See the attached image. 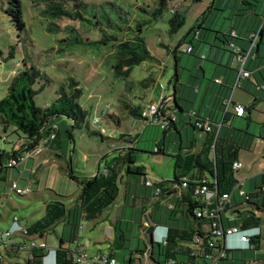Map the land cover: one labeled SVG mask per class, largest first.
<instances>
[{
  "label": "rangeland",
  "instance_id": "rangeland-1",
  "mask_svg": "<svg viewBox=\"0 0 264 264\" xmlns=\"http://www.w3.org/2000/svg\"><path fill=\"white\" fill-rule=\"evenodd\" d=\"M20 1L25 23L21 31L3 11L8 0H0V99L6 95L14 72L23 69L25 63L43 76L33 86L37 90L34 101L39 107L49 106L57 96V89L66 84L69 78L78 81L81 89L78 102L88 111L90 126L73 130L72 139H69L66 129L70 123L59 122L62 148L42 147L38 154L16 168L3 172L6 181H0V239L5 243H30L31 240L20 233L10 237L4 235L14 215L31 224L45 215L46 203L49 201L61 200L67 207L75 205L79 189L66 175L67 163H70L77 176L88 177L94 174V168L90 174H85L84 170L89 171V166L98 159H103L99 167L102 171L105 161H109L118 150L132 148L135 164L143 167L147 178L172 180L175 169L173 155L179 151V134L171 129L173 136L167 132L165 141H162V128L153 124H146V128L145 122L140 117H134L129 109L138 106L143 108L147 103L157 101L160 94L170 98L173 90L171 81L176 71L181 81H184L189 69L198 72L203 63L206 73L211 75L209 64L213 62L218 47L223 46L220 40L223 34L233 29L246 32L252 29L254 22L260 24L264 17V0L256 3L248 0L255 6L245 15H241L245 7L241 5V0H79L80 15L76 18H57L45 13L46 3L42 0ZM176 3H179L176 12L182 20L180 26L172 31L170 20L174 16L172 10ZM159 8L160 13H156ZM195 31H199L198 38L194 36ZM134 36L144 40L151 58L134 65L128 76H117L111 67L115 44ZM191 44L194 51L189 54L185 51ZM10 51H13L12 57ZM225 52L228 50L225 49ZM203 55L207 57L204 59ZM172 104L170 98L168 105ZM107 112L110 115L106 116ZM96 117L98 123L95 124ZM243 122L245 128L247 121L243 119ZM233 127L238 126L234 124ZM100 128L104 129L102 135ZM10 131L4 132L0 126V150L10 152L17 141L16 135ZM194 133L198 141L200 133ZM121 135H125L124 140ZM162 145L164 152H156ZM74 149L87 154L88 161L83 164L76 153L73 155ZM255 157L261 161L263 159L253 153L245 155L250 164ZM258 167L259 164L253 165L256 171H260ZM247 172L239 170L236 173L237 179H241L243 174L247 175ZM9 181H16L22 188L30 187L31 191L25 195H16L9 188ZM132 183L133 189L144 188L141 178ZM122 197L123 186L120 184L119 199L114 204L116 208L105 209L102 219L82 220L77 227V237L87 255L109 253L113 239L109 242L108 237H112L110 232L113 230L105 218L116 217L117 212H120L118 207ZM242 198L244 202L243 195ZM123 212L121 227L128 225L130 230L124 233L125 246L114 252L116 261L128 264L131 254L133 260L130 264H153L144 255L130 253V250L143 248L146 243L145 233L139 229V209L128 207ZM222 215L227 218L233 216V213L227 209ZM259 217L262 228L260 249L236 251L233 258L229 255L227 260L221 262L258 264L264 257V210L259 212ZM126 221L132 223L125 224ZM146 225V231L151 232L153 226L150 223ZM68 234L69 226L61 222L36 240L45 242L49 254H52L59 237L63 235L67 239ZM232 238L235 236L228 237V244ZM0 252L3 256L0 264L15 261L23 263L24 255L21 252L12 250L7 253L3 246Z\"/></svg>",
  "mask_w": 264,
  "mask_h": 264
},
{
  "label": "trees",
  "instance_id": "trees-1",
  "mask_svg": "<svg viewBox=\"0 0 264 264\" xmlns=\"http://www.w3.org/2000/svg\"><path fill=\"white\" fill-rule=\"evenodd\" d=\"M42 1L46 3L44 12L53 17L61 18L69 16L76 18L80 15L79 0ZM69 1L71 3L67 4ZM252 1L256 3L258 0ZM241 5L245 6L242 9L244 13L241 15L252 11L255 6V4L248 0H241ZM3 11L19 31L25 28L20 0H8V5ZM156 13H160V8L156 10ZM173 14L174 16L170 20L172 31L180 26L182 20L176 11ZM257 31L258 38L256 46L258 47L251 50L248 58L250 57L251 60L258 59L264 62V55L260 54V47H264V17L257 28L250 33L248 32V35ZM231 32L235 33L234 30H231L228 34H223V37L220 38L223 46L218 47L219 50L222 49V51H225L227 49L230 51L229 45L230 43L234 44L232 40L236 38V35L233 36ZM198 35L199 31H195L194 36L198 38ZM216 38H219V36H216ZM247 38L250 43L251 39L249 37ZM188 47H190V50L185 52L192 54L194 51L192 44ZM230 52L235 54L234 51ZM9 55L12 57L13 51H10ZM203 57L205 59L206 55H203ZM149 58H151V55L144 40L140 36H134L115 44L114 62L111 67L117 76H128L134 65L140 64ZM175 59H177L176 53ZM175 68H177V65ZM250 72L253 75V71L251 70ZM42 77V74L38 70L32 66L27 67L24 63L23 69L14 72L13 78L7 87L6 95L0 99V126L4 132L11 130L10 132L15 134L17 138L10 152L0 150V181H6L3 172L11 168H16L17 165L29 159L31 156L23 161L19 160L26 153H32L37 146L49 147L51 149L62 148L63 144L59 140L61 136L59 122L65 123V121H68L70 123V126L66 129L69 139H72L73 130L82 127L89 128L90 126L88 111L81 107L78 102L81 96V89L78 81L74 78H69L66 84L60 85L56 92V98L49 106L43 108L35 104L34 96L37 90L33 86ZM171 82L173 86L171 93L173 104L167 107L164 103L159 111L161 115H164L166 112L165 109H169L173 113L174 119H169L166 128L163 129L162 141H165V135L169 132L171 126L174 127L180 137V130L176 127L177 116L178 121H181L184 126H191L207 134L201 150L196 154L184 155L181 153L182 146L179 145V151L173 155L175 159L173 179H161V183H156L153 187L145 185L148 179L147 175L142 166L135 164L132 148H126L123 151L118 150L117 154L113 155L109 161H105L104 168H106V172L103 173L98 169L96 174L91 177L77 176L73 172L70 163H67L66 175L76 183L79 189L75 205L73 207H67L61 200L46 203L45 215L42 218L24 226V230L16 232L31 239L30 243L23 241L5 244L2 242L0 249L3 246L7 253L14 250L24 255L23 263L15 261L8 262V264H43L45 261L44 258L48 256L49 251L45 242H39L36 239L42 238L55 224L61 222L69 226V234L67 239L61 235L58 245L52 249L54 264H76L73 258L75 252L73 250V244L78 239L77 227L81 225V221L102 219L103 211L110 208L117 201L120 194V184L124 186V206L132 207L135 198L138 197L134 191H131L133 189L132 182L133 180L137 182L139 178H141L143 186L152 189L151 197L153 200L151 204L153 207L147 214V223H150L153 227L154 225L162 226L166 236L163 241L156 242L151 237V232L145 230L146 243H144L143 248H137L133 251L130 250V253H140L144 254V256L146 254L147 256L145 258L150 259L153 264H208L209 260L215 258L220 252L223 239L221 236L217 237L208 231L213 221L217 223V227L219 228L222 227L225 229L234 226L242 232L250 233L249 241L242 249L225 247L223 249V257L218 260L219 264L221 261L227 260L229 255L233 258L236 251H258L260 249L261 218L255 213L254 209L258 211L264 210V181H262L260 186L255 187L253 192H244L245 201H242L241 204L251 209L239 212L232 219L224 218L222 212L230 208L229 200L219 215L216 214V217L209 216V210L217 206L218 199L223 194H229L231 196L237 187L238 181L235 177L236 169L232 165L234 162H237V149L248 144V137L250 135L244 130L231 127L228 123L230 110L225 109L223 120L219 124L214 122L210 117L199 115L194 110L188 111L184 109L179 104L178 99H183L184 101L186 99L179 97L178 93L179 86L185 84L179 81L177 71ZM262 85L264 86V83H255L259 92H264V88H261ZM226 99L227 97H224L221 102L224 108V101ZM257 101L258 99L255 97L249 106H244L245 111L252 110ZM141 109L138 106L136 108H130L129 112L134 117H140ZM105 115H110V113L107 112ZM59 119L62 120L60 121ZM196 123H208L210 130H205L203 127L197 128ZM226 123H228V126L224 132L227 133L221 134L224 128L223 126ZM100 134L102 135L101 132ZM121 138L124 140L125 135H121ZM133 138L135 140V137ZM211 150L214 153L213 158L208 157ZM156 152H164V146L162 145L161 148H157ZM10 160L15 162L11 166L8 165ZM102 162L103 159L101 158ZM193 169H196V173L190 174ZM202 170L207 171L210 176H201L200 173ZM183 181H187L188 186L181 190L180 196H177L176 192ZM203 182L207 184L208 192L204 194L193 193V188L201 185ZM154 187H159L161 190L160 194L156 197L154 196ZM209 193L212 196L206 199ZM168 197H171L170 199L175 198L172 208L166 203L171 201L170 199L161 203L162 199H168ZM144 209L140 208L141 214ZM198 210H206V215L198 217L196 215ZM182 219H184L183 222ZM131 221H126L125 224ZM121 222L114 223L115 235L111 245L112 252L107 254L109 257L115 258V250L124 247L126 244L124 233L130 230V226L125 225L122 228ZM138 224L140 226L142 222L138 221ZM255 229L258 232H251ZM195 236L200 238V242H195ZM42 243L44 246H41ZM130 255L129 259L132 262L133 258ZM1 259H3V256L0 252ZM221 264L225 263L221 262ZM258 264H264V257L260 259Z\"/></svg>",
  "mask_w": 264,
  "mask_h": 264
},
{
  "label": "crops",
  "instance_id": "crops-1",
  "mask_svg": "<svg viewBox=\"0 0 264 264\" xmlns=\"http://www.w3.org/2000/svg\"><path fill=\"white\" fill-rule=\"evenodd\" d=\"M258 24H259L258 21L254 22L252 29H248L246 32L233 29L235 31L236 38H234L232 42L235 44L236 47L241 49L242 53H246L248 51L249 46H250V43L247 40L248 39L247 37H249L248 34L254 31L257 28ZM256 45L254 48L258 47ZM230 51L233 52L234 49L230 48ZM230 51L225 52V51L218 50L217 53L215 52L216 55L214 54V57H213L214 60L213 62L209 64L210 65L209 69H211V75H208L206 73V69L203 63H201L199 67L200 68L199 71L202 70L201 73L199 71L195 72L192 69H189L190 70L189 74L185 78L184 81H181L182 79L179 78V81L185 85L179 86V93H178L179 97L185 98L187 100V101L186 100L184 101L183 99L182 100L178 99L179 104L184 109L188 111L194 110L199 115L204 116V117H210L214 122H217L219 124L222 122L223 116L225 113V108L221 105V102L224 97L225 98L231 97L234 103L241 104L243 106H249L255 97L258 99L257 103L255 104L252 110L245 111L246 117H244L245 113L243 116H236L234 115V113H232V111H229L228 123L231 125V127L234 128L233 125L236 124V126L238 127L234 129L244 130L250 135V137H248L249 139L248 144L243 147L238 148L236 151V161L240 163V167L236 169V173L242 169L248 172H247V175L243 174V177L241 179H237L236 173H235V177L238 181V185L234 189L233 194L230 196L229 210L233 213V216L227 217L228 219H232L236 217L237 214H239V212L241 211H244L246 209H251V208H246V206H243L241 204L243 201V198L240 196V191H243L246 193L253 192L255 187L260 186L262 181H264V161H263L264 159V92H259L257 90L258 88L255 86L256 82H259L260 84L264 83L263 61L258 60V59L251 60V58L249 57L245 63V68L249 69L250 71L252 70L253 75H251L249 78L241 80L239 84H237V80H238L237 70L239 68V64L234 58L235 54L231 53ZM260 54L264 55L263 46L260 47ZM193 74L194 76H192ZM217 79L219 80L218 82H216ZM189 85L191 86L190 87L191 89L187 88L189 87ZM170 98H172L171 95H170ZM170 98H166L165 104L167 107H170L168 105V101L170 100ZM165 111L166 112L164 114L171 113L169 109L167 110L165 109ZM177 118L178 117L176 116V120H177L176 127H178V129L180 130L179 144L180 146H182V151L180 150L181 153L184 155L198 153L202 148L203 141L206 139L207 134L202 131H198L195 128H192L191 126H184V124L181 121H178ZM96 119H98V117H96ZM243 119L247 121V125L245 128L243 127V123H244ZM228 123H226L223 126L224 128L221 134L227 133L224 131H226L225 128L228 126ZM145 127H146V124H145ZM171 129H174V127L171 126V128L169 129V132H170L169 134L173 136V132H171L172 131ZM190 129H192L193 131L192 134H191ZM196 131L200 133L198 141L195 138L194 132ZM182 132L185 134L184 138H183ZM136 142L137 141L135 139L134 143ZM252 153L255 156L262 157L263 158L262 161L258 160L257 157H255L254 159H252V164H250L246 160L245 155L247 156ZM73 155H76V157L80 159V161L83 162V164L88 161L87 154H84L80 150L76 152V150L74 149ZM213 156H214V153L211 150L208 154V157L213 158ZM100 163H101V159H98L97 161H95V163H92L89 166L90 167L89 171L84 170V173L90 174L92 168H94L93 175H95L100 167ZM255 163L259 164L258 168H261L260 171H256V169L253 168V165H255ZM191 173L195 174L196 169L191 170L190 174ZM200 174L201 176H207V177L210 176L209 173H207V171H204V170H202ZM88 177H91V176H88ZM152 181H156V180H152ZM131 191H134V193L138 197L135 198L134 205L132 207L129 206V208H138L139 211H140V208H145L143 210V213L139 217V222H142V224L139 226V229L145 233V230L147 227L146 225L147 224V214L149 213L150 209L153 207L151 204V201L153 200L151 197L152 189L144 186V188L142 189L136 188L134 190L131 189ZM170 198L171 197H168V199L166 198L164 200L162 199L161 203L168 201ZM170 200L171 201H168L166 203L167 205H169V207L172 208L175 198L170 199ZM114 204L110 208L112 207L116 208ZM118 208L120 212H117L116 217L114 219H110V218L108 219L107 217L105 218L109 223L108 226L110 227L111 230H113V232H110V236L112 237H108L109 242L113 239L115 235L114 223H117V222L120 223L122 221V216L125 214L123 211H125V208H128L124 206V190H123V197H122L121 205ZM254 211L259 216L260 211H258L257 209H254ZM13 217H17V216L14 215ZM17 218L23 226L29 225L23 221L22 217H17ZM12 219L8 225V229H10L11 227ZM121 225H123L122 222H121ZM152 231H151V237L154 240L156 239L159 241L160 235L163 233V229L158 230V231L156 230L154 232ZM251 232L256 233L258 232V230L255 229ZM154 233H156L157 235H155ZM260 233L262 234L261 226H260ZM229 242L230 244L228 245L230 247L238 248V249H242L246 245V243L240 242L238 240V236H235V238H232V240H230ZM9 243H13V242H9ZM76 244H77V247L84 252V249H83L84 245L81 244L79 238L77 239ZM111 252H112V249L110 248L108 254H110ZM135 254H140V253H135ZM140 255H144V254H140ZM114 257H115V253H114ZM130 263L131 262L129 259L128 264ZM44 264H54L53 253L48 254Z\"/></svg>",
  "mask_w": 264,
  "mask_h": 264
},
{
  "label": "built area",
  "instance_id": "built-area-1",
  "mask_svg": "<svg viewBox=\"0 0 264 264\" xmlns=\"http://www.w3.org/2000/svg\"><path fill=\"white\" fill-rule=\"evenodd\" d=\"M179 7V3H176L173 6V10L172 12H175L176 9ZM231 34L233 36H235L234 32H231ZM249 38L251 39L250 41V46L249 49L246 53H242L241 49L236 47L234 44L230 43V48L234 49L235 52V60L238 62L239 64V68H238V80H237V84H239V82L243 79L249 78L251 75V72L245 68V63L247 61L248 55L251 52V50L254 49L256 43H257V38H258V31L251 33L249 35ZM190 47H188L186 49V51H189ZM264 65V62H263ZM219 80L217 79L216 82H218ZM261 88H264V86L262 85ZM166 102V98L163 95H159L158 100L157 101H151L149 103H147L141 110H140V118L145 122V124H153V125H158L160 128L164 129L166 128L167 124H168V120L174 119V116L172 115L173 113L171 112L170 114H164L161 115L160 114V108L161 106ZM225 104V109L226 110H230L232 111L236 116H243L245 113V108L243 105L241 104H237L234 103L232 101V98L229 97L224 101ZM98 123V119L95 120V124ZM196 127L200 128L203 127L205 130H210V125L208 123H196ZM101 133H104V129L100 128L99 129ZM41 146H37L32 153H26L24 156L20 157L19 160L23 161L25 160L27 157L29 156H33L35 154H38L41 151ZM15 162L13 160H10L8 165L11 166L13 165ZM233 168L234 169H238L240 167V163L238 162H234L233 163ZM103 173L106 172V168H103L102 170ZM159 184L161 183V180H156V181H152L150 179H147L145 182L146 186H155V184ZM188 186L187 181H183L181 183V185L178 187L179 189L176 192L177 196H180L181 194V190H183L184 188H186ZM9 188L16 194V195H25L28 192L31 191L30 187H20L18 185V183L16 181H12L9 183ZM161 190L159 187H154V196H158L160 194ZM208 192V188H207V184L205 182H203L201 185H197L196 187L193 188V193L195 194H204ZM240 195L244 196V192L240 191ZM212 196L211 193H209L206 196V199L208 197ZM230 200V195L229 194H223L222 197H220L217 201V206L215 208H212L209 210V216L211 217H216L217 215H219L220 211L223 209V207L229 202ZM208 212V210H207ZM217 214V215H216ZM196 215L198 217L201 216H205L206 215V210H198L196 212ZM154 231H158V230H162L163 229V233L160 235V240L159 242L163 241L165 239V230L162 226H158V225H154L153 227ZM24 230V226L21 224V222H19L17 217H13L12 222H11V227L8 230L4 231V235L6 237L11 236L12 234ZM207 230V229H206ZM209 232H212L213 235L219 237L221 236L222 239V245H221V249L220 252L218 253V255L209 260L208 264H219L218 260L219 258L223 257L224 253H223V249L226 247H230L227 243V239L228 237H232V236H238V240L240 242L243 243H248L249 241V237H250V233L247 232H242L240 231L237 227H228V228H219L217 227V223L215 221H213L211 223V225L208 228ZM225 240H226V244H225ZM2 240L0 239V246L2 245ZM195 242H200V238L198 236H195ZM5 243V242H3ZM6 244V243H5ZM41 246H44V244L42 243ZM73 250L74 255V262L76 264H119L115 258L113 257H109L107 254H103L101 253L99 254H95V255H87L85 252H83L81 249H79L77 247L76 242L73 244ZM145 256H147L145 254ZM46 259V257L44 258Z\"/></svg>",
  "mask_w": 264,
  "mask_h": 264
},
{
  "label": "clouds",
  "instance_id": "clouds-1",
  "mask_svg": "<svg viewBox=\"0 0 264 264\" xmlns=\"http://www.w3.org/2000/svg\"><path fill=\"white\" fill-rule=\"evenodd\" d=\"M46 258H47V257H46ZM45 260H46V259H45ZM44 263H45V261H44ZM44 263H43V264H44Z\"/></svg>",
  "mask_w": 264,
  "mask_h": 264
}]
</instances>
